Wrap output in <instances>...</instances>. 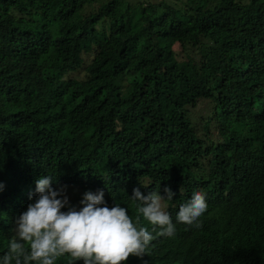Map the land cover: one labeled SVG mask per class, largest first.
<instances>
[{
    "label": "trees",
    "instance_id": "16d2710c",
    "mask_svg": "<svg viewBox=\"0 0 264 264\" xmlns=\"http://www.w3.org/2000/svg\"><path fill=\"white\" fill-rule=\"evenodd\" d=\"M177 1L0 0V255L48 174L149 230L134 188L206 194L125 264H264V0Z\"/></svg>",
    "mask_w": 264,
    "mask_h": 264
},
{
    "label": "clouds",
    "instance_id": "9594fccd",
    "mask_svg": "<svg viewBox=\"0 0 264 264\" xmlns=\"http://www.w3.org/2000/svg\"><path fill=\"white\" fill-rule=\"evenodd\" d=\"M54 181L48 174L35 180V195L29 194L30 202L16 216L0 264H55L65 255L68 264L80 260L83 264H125L130 255L143 257L148 252L154 234L173 237L178 224L201 228V217L208 209L206 194L193 190L173 217L168 202L175 192L170 187L164 189L166 198L160 187L147 195L136 187L130 198L140 216L153 226L149 230L138 219L133 221L126 206L114 203L110 207L103 189L84 192L79 204L73 205L66 186L54 189Z\"/></svg>",
    "mask_w": 264,
    "mask_h": 264
},
{
    "label": "rangeland",
    "instance_id": "374dc122",
    "mask_svg": "<svg viewBox=\"0 0 264 264\" xmlns=\"http://www.w3.org/2000/svg\"><path fill=\"white\" fill-rule=\"evenodd\" d=\"M157 1H166V0H157ZM174 1H176V0H174ZM177 2L180 3V4H185L183 0H178ZM175 3L173 2V4H175ZM181 7L182 6L179 5L178 8H181ZM89 8H90V10H92V7H89ZM184 18H186V17H184ZM181 55L183 57V53L182 52H181ZM193 57L196 58V59H200L201 58V53L199 51H196V52L193 53ZM190 115H191V117L193 119H196L198 127L202 128V126L204 124L203 117L205 116L204 115L203 106L202 105H198L194 110H192L190 112ZM202 115H204V116H202ZM67 195L69 196V199L74 201L73 205H78L79 204V200L82 198V197L78 198V192H77L76 189H70L69 192L67 191Z\"/></svg>",
    "mask_w": 264,
    "mask_h": 264
},
{
    "label": "bare ground",
    "instance_id": "6f19581e",
    "mask_svg": "<svg viewBox=\"0 0 264 264\" xmlns=\"http://www.w3.org/2000/svg\"><path fill=\"white\" fill-rule=\"evenodd\" d=\"M260 9V8H259ZM263 19V18H262Z\"/></svg>",
    "mask_w": 264,
    "mask_h": 264
}]
</instances>
